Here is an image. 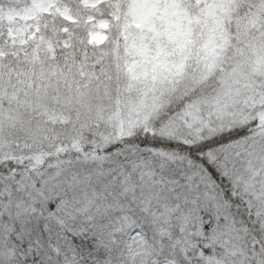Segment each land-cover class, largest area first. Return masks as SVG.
<instances>
[{
	"label": "snow or ice",
	"instance_id": "snow-or-ice-1",
	"mask_svg": "<svg viewBox=\"0 0 264 264\" xmlns=\"http://www.w3.org/2000/svg\"><path fill=\"white\" fill-rule=\"evenodd\" d=\"M0 264H264V0H0Z\"/></svg>",
	"mask_w": 264,
	"mask_h": 264
}]
</instances>
